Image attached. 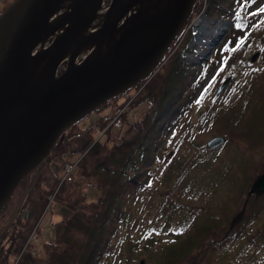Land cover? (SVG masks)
<instances>
[{"label": "trees", "instance_id": "trees-1", "mask_svg": "<svg viewBox=\"0 0 264 264\" xmlns=\"http://www.w3.org/2000/svg\"><path fill=\"white\" fill-rule=\"evenodd\" d=\"M15 1L5 0L0 16ZM242 2L245 0H219L216 4L214 0L207 8L209 15L230 21L234 27L218 46L215 60L219 64L208 81H204L205 75L215 62L211 58L198 61L200 64L184 62L189 38L184 39L167 70L151 78L148 85L155 88L146 98L150 109L132 128L131 137L116 141L102 155L104 141L88 149L92 128L70 137L71 129L62 133L43 163L51 166V158L53 162L64 161L67 156L86 152L76 170L82 167L80 177L63 182L55 194V201L71 212L55 224L54 239L44 241L45 255L38 256L31 234L48 206L47 198L60 183L57 174L53 173L54 181L43 174L42 163L22 179L0 209V225L4 224L0 228V264H142L138 256L154 264H264V192L251 191L264 170L245 176L246 182L238 185L247 170L245 155L264 143V118L261 123L259 119L252 121L259 116V103L264 101L259 92L264 83V12L260 11L264 0L255 13L240 7ZM201 7L197 0L193 12ZM174 75L180 78L178 87L173 83ZM231 75L234 86L229 96L233 94V99L217 107L219 96L212 98L206 93ZM240 75L243 78L238 81ZM195 101L203 104L200 116H211L212 125L232 121L235 130L222 133L226 138L223 145L236 140L230 169L224 161L209 169L215 151L191 128ZM102 118L98 123H103ZM113 131L109 130L107 139ZM165 139L154 155L152 150ZM222 168L227 178L217 175L216 169ZM231 170L236 175H228ZM86 176L97 178L95 185L92 183L100 191L96 201H87L83 192ZM39 206V212L34 210ZM35 212L39 215L30 224ZM187 212L189 217L184 221L176 217ZM154 217L159 220L141 225ZM166 233L169 240H161L159 235ZM157 236L159 241L153 242ZM142 239L153 242L154 247L142 246Z\"/></svg>", "mask_w": 264, "mask_h": 264}, {"label": "water", "instance_id": "water-1", "mask_svg": "<svg viewBox=\"0 0 264 264\" xmlns=\"http://www.w3.org/2000/svg\"><path fill=\"white\" fill-rule=\"evenodd\" d=\"M42 0H16L0 16V31L11 23L9 37L0 45V209L32 170L41 165L55 147L64 131L80 122L103 104L132 89L151 75L171 44L181 33L193 13L197 0H163L160 8L150 17L131 24L121 35L122 44L105 58L83 65L77 72L66 71L58 75L61 63L57 55L51 66V83L36 100L24 98L28 79L25 64L30 52L29 40L37 30H42L53 15L54 0H47L45 14L39 17ZM86 0H79L70 10L71 20L59 38L62 47L77 29L73 14ZM117 1V0H114ZM144 4H140L141 11ZM100 7L89 16V23ZM124 10L102 22L101 31L117 24ZM158 25L147 37L133 40L131 34L144 27ZM39 26V28H37ZM38 31V30H37ZM51 47V46H50ZM257 55H254V59ZM18 75L16 82H3L2 76ZM227 78L219 89L220 95L231 81ZM59 101L57 104L54 105ZM36 104L37 110H46L43 117L8 130L3 121V110L9 105ZM226 138L216 135L208 141L214 149L224 144ZM251 191L264 192V173L255 180Z\"/></svg>", "mask_w": 264, "mask_h": 264}, {"label": "rangeland", "instance_id": "rangeland-1", "mask_svg": "<svg viewBox=\"0 0 264 264\" xmlns=\"http://www.w3.org/2000/svg\"><path fill=\"white\" fill-rule=\"evenodd\" d=\"M213 1L214 0H200L201 5H202L200 11L193 12L190 20L187 22L185 27L182 29L183 32L179 40L175 42L173 46L171 47V49H169V51L165 53L164 55L165 57H163V59L159 62V64L157 65V67L155 68L154 72L151 75H149L146 79L142 80L139 84L134 86L132 89L106 102L98 110H95L94 112L89 114L87 117H85L83 120H81L76 125L71 126L69 129L66 130L68 131L71 129L68 135L70 134V132L71 134L68 137H70L76 132L85 131V130H89L90 128H92L93 129L92 130L93 139H92V142L89 144L88 149L92 148L97 142L104 141L103 143L104 146L101 150L102 155H104L108 150L110 151L116 145L115 143L116 141L120 142V141H123V139L127 137H131L132 128L137 127L140 124V122L144 120V118L148 114L147 113L148 110L150 109L151 105L146 98H147V95H149L147 94L148 91L153 90L155 88V86L148 85L150 83L151 78L154 75L160 73L162 70H167V68L170 65V62L173 61V57L175 56L176 51L179 50V47L181 46L182 41L184 39L189 38L188 46L185 48L186 52L184 54V62H195L196 64H200L201 63L200 61L205 60V59L208 60L209 58H211L212 61L215 62V63H210V66H209L211 67L210 71L208 74L205 75L204 81H208L210 76L213 74V72L216 70L219 64L218 63L219 61L215 60V57L219 51L218 46L229 36V34H232L234 31V27L230 21H224L221 18H218L216 16H211L207 13V8L211 6L210 4ZM218 1L219 0H215V3L218 4ZM261 1L262 0L260 1L245 0V2H242L239 6L246 7L247 8L246 10L249 11L250 13H255V12H259L256 9L260 6ZM114 2H115L114 0H104V7L99 10L95 18L89 23V27L91 29L93 30L97 29L102 24L110 6ZM4 3H5V0H0V8L3 7ZM63 13H64V10L57 11V12L54 11L53 15L58 16ZM201 16H204L205 21H206L205 27H203V29L201 28L202 26L197 25L198 19ZM221 24H222V27H224L225 29L222 35L220 37H217L216 35L219 33L218 28L220 27ZM53 41H54V38H50L49 40L45 42L43 46L37 45L31 51L38 52L39 50H47L52 45ZM198 61L200 63H197ZM65 68H66V62H61L58 68L59 76L65 72L66 70ZM174 76L175 77H174L173 83H175L176 87H178L180 83V78H178L177 75H174ZM229 77H231L232 79L229 82L228 86L224 89V91L220 95H218L220 87L222 86L224 81ZM242 78H243V75H240L238 81L241 80ZM262 79L264 81V77ZM233 81H234V77H232V75L224 76L221 81H218L215 85L210 86V89L207 91L206 95L207 94L211 95L212 98L214 97L217 98L219 96L218 97L219 99H217V104H216L217 107L222 106L225 103H228L233 99V96H232L233 94L229 96L230 89L234 86ZM143 91H147V92H143ZM259 92L262 96V99H264V83H262V90L259 89ZM259 105L262 106V107H258L259 116L255 117L256 119L252 121L259 119V122L261 123L262 119L264 118L262 117L264 115V101L262 103H259ZM145 107H147L148 109ZM194 108H195L196 113H194V116H193L194 123H192L193 126L191 125V128H193L192 129L193 132H198L201 135L200 137L202 138V141H204L207 144V147H208V141L214 136L216 135L222 136L223 132L232 133L233 130H235L232 127V121H228L227 125L225 124L224 125L225 127H224V126H220V123L212 125L211 116L210 117L207 116L206 119H203V116H200V111H199V108H203V104H200L197 101H195ZM101 116L103 117L102 118L103 123L102 122L98 123V119ZM127 116L130 119H127ZM189 127H187L186 129H188ZM239 127H243V125H240ZM110 129H113L114 131L111 134V137L109 140L107 138H108ZM172 131L175 132L174 129ZM243 131H247V130H243ZM170 136H172V134ZM166 141H167L166 139L161 141L159 143V146H157L156 148L152 150V153L154 155L158 153ZM233 141H236V140L231 139L226 145L222 144L219 147L213 149V151H215L217 155L213 152L210 156V159H209V166H210L209 169L210 170H211V167L219 161H224L225 166H229L228 169L232 167L231 166L232 158L235 159L234 152L232 151V149L236 150V145L234 144ZM253 150L254 151H249L247 155H245V157H247V160H245L244 165L247 167V170H245V175L243 173L244 177L241 178V172H239V168L237 170L238 171L237 177L238 179L241 178V180L238 182V185L244 184L246 182V177L253 176V174H255L257 172L256 170H258L259 168H262L264 170V143L259 144V146L255 147ZM85 153L86 152H79L75 155L67 156L64 158L65 159L64 161L54 160L53 162V158H51L52 159L51 166L48 163H43V165H41L40 170L41 171L43 170V174L48 175V177H50V180L53 179V181L55 180L53 173L57 174L58 178L60 177V183H59V186L57 187V190L53 194H51L49 198H47L48 200L47 205H50V206L47 207V210L41 216V219L39 221L37 220L38 224L36 228H33V232L31 234V236H33L32 238L34 241L33 244L35 245V249H36L35 252L40 257H44L45 255L44 247H43L44 241H52L54 239L55 224L63 220L62 219L64 218L63 215L69 214L71 212L68 208L64 207V205L57 203L55 201V194L63 182H70L80 177L79 172L80 170H82V167L80 166L79 172H77L76 170H77V167H79V164ZM52 165L54 166V169L52 168ZM93 165L94 163H91L90 168ZM213 169H214V166H213ZM216 170L219 171L217 173L218 176L220 175L221 177L222 175H225L227 178L226 169L222 168L220 170L218 169ZM217 171H213V172L215 173ZM234 173L236 175L235 170L234 171L231 170L228 172V175H232ZM96 179L97 178L93 176H90V177L86 176L87 185L83 186L84 187L83 192L88 197L87 201H96L100 195L99 189L96 186H94L95 182L97 181ZM92 183H94V185H92ZM54 188L55 187H53V189ZM247 190H248V186H247ZM195 197L196 199H199L197 196ZM40 206L34 210H37L39 212ZM38 212H35V214L31 216L29 220L30 224H33L35 222V219L39 215ZM181 214H178V215H181ZM186 214H188V212L183 213L181 215L182 217L181 216H176V217L180 219L179 221H184V219L189 217ZM154 219L156 218L155 217L148 218L145 221H142L141 225L148 226L150 225V222L151 224H153L152 220ZM156 220H159V218ZM172 223H175V222L172 221ZM3 225L4 224H1L0 228ZM168 235L169 234L166 233L163 236L161 235L159 236H160V239L162 238L161 240L168 241L169 240V237H167ZM184 237L185 236H183V238ZM157 241H159L158 236L153 242H157ZM153 242L150 243V242H147L145 239H142L141 245L143 246L144 244H148L149 246H152ZM152 247H154V245ZM137 258L139 262H141L142 264H154L152 263L151 260L145 259L143 256L141 257L138 256Z\"/></svg>", "mask_w": 264, "mask_h": 264}, {"label": "bare ground", "instance_id": "bare-ground-1", "mask_svg": "<svg viewBox=\"0 0 264 264\" xmlns=\"http://www.w3.org/2000/svg\"><path fill=\"white\" fill-rule=\"evenodd\" d=\"M78 0H54V11L64 10L61 15H52L42 30L37 29L29 40L30 52L26 57V67L28 79L24 91V98L36 100L42 96L43 92L51 83L50 73L52 62L58 55L61 62H66V71L77 72L83 65H88L108 56L115 47L122 44L121 35L133 23L140 22L153 15L162 5L163 0H117L109 8L106 17L124 10L117 24L111 26L110 30L101 31L100 25L97 29L89 27V16L96 6L100 9L104 7V0H86L80 5L78 11L73 14V18L78 24L77 29L70 36L67 43L59 46V38L71 20L70 9ZM47 0H42L39 5V17L45 14ZM135 2V3H134ZM135 4V5H134ZM144 4V8L139 11V5ZM129 8V9H128ZM69 11V12H68ZM105 17V18H106ZM105 20V19H104ZM205 17L198 19V26L205 27ZM11 23L7 25L6 31H0V45L9 37ZM158 25L144 27L131 34L133 40L145 38L150 35ZM39 28V26L37 27ZM222 24L218 28L220 37L224 31ZM220 34V35H219ZM54 38L51 47L47 50L31 51L35 46H43L47 40ZM3 82H16L18 75L11 72V76L3 75ZM57 101L55 104H57ZM53 104L46 110H37L36 104L9 105L3 110L4 125L11 130L19 125L43 117L54 106Z\"/></svg>", "mask_w": 264, "mask_h": 264}, {"label": "snow or ice", "instance_id": "snow-or-ice-1", "mask_svg": "<svg viewBox=\"0 0 264 264\" xmlns=\"http://www.w3.org/2000/svg\"><path fill=\"white\" fill-rule=\"evenodd\" d=\"M261 12H264V8L260 9Z\"/></svg>", "mask_w": 264, "mask_h": 264}, {"label": "built area", "instance_id": "built-area-1", "mask_svg": "<svg viewBox=\"0 0 264 264\" xmlns=\"http://www.w3.org/2000/svg\"><path fill=\"white\" fill-rule=\"evenodd\" d=\"M50 205H48L47 207H49Z\"/></svg>", "mask_w": 264, "mask_h": 264}]
</instances>
